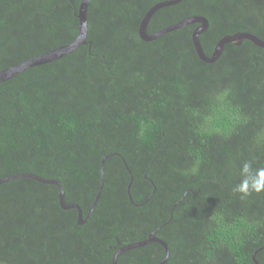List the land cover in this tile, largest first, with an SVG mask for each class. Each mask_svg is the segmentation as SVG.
<instances>
[{
  "label": "trees",
  "instance_id": "obj_1",
  "mask_svg": "<svg viewBox=\"0 0 264 264\" xmlns=\"http://www.w3.org/2000/svg\"><path fill=\"white\" fill-rule=\"evenodd\" d=\"M161 0H91L89 44L0 83V264H112L115 251L156 236L165 264H256L264 193L233 191L241 168H264V47L227 43L218 60L196 52L190 24L151 41L139 35ZM81 0H0V69L72 42ZM192 15L209 27L207 55L226 34L264 39V0H183L159 9L148 32ZM155 188V189H154ZM121 242V243H120ZM158 242L118 264H158ZM256 258L264 264V248Z\"/></svg>",
  "mask_w": 264,
  "mask_h": 264
},
{
  "label": "water",
  "instance_id": "obj_2",
  "mask_svg": "<svg viewBox=\"0 0 264 264\" xmlns=\"http://www.w3.org/2000/svg\"><path fill=\"white\" fill-rule=\"evenodd\" d=\"M181 1H183V0H161L157 3H155L153 6H151L147 10V12L145 13V15L143 16V18L140 22V25H139L140 37L145 41H151V40H155V39L165 35L166 33H169L171 31L179 29L181 27L197 23L198 25L195 27V29L192 32L193 44L195 46L196 52L199 55V57L203 61L208 62V63L215 62L216 60L219 59V57L221 56V54L225 48V45L227 43H236L237 45H241V43L244 39H249L252 42H254L257 46L264 47V39L263 38L257 36L256 34H254L252 32H249V31H238V32L233 33V34L224 35L217 42V44L213 50V53L210 56L207 55L203 46H202V43L200 41V35L203 32H205L207 30V28L209 27V20L207 17H205L203 15H192V16L186 17L182 20H179L173 24L165 26V27H163L157 31H154L153 33L148 32L149 22H150L152 16L155 14L156 11H158L159 9L168 7V6L175 5ZM90 2H91V0H81V3L79 5V12H78L79 31H78L77 37L72 42L65 44V45H62V46H59V47H56V48H53L49 51H46L42 54H39V55H36L34 57L23 60L19 63L12 65V66H9L7 68L0 69V83L16 76L17 74L23 72L26 69L58 60L64 56H66L67 54L73 52L74 50H76L81 45L89 44V46L91 48L92 41L88 40V38H87L88 37L87 11H88V6H89ZM112 155H119L122 158L125 166L127 167V169L129 170V172L131 174V179H130V182L128 184L127 191H128V194L130 196L131 201L133 203H135L133 201L132 196H131V185L133 183L134 176H133V174L129 168V165H128L126 159L118 152L105 154L101 160L100 187H99L98 193L95 197V200H94L88 214L86 215V217H84L83 209L78 203L67 204L65 202L64 186L59 179L45 178V177L39 176L33 172H19V173H15V174L8 175L6 177L1 178L0 184L7 182L9 180H12V179L19 178V177H29V178H32V179L37 180L39 182H42V183L55 184L59 188L58 197H59V201H60L61 206L64 209H72V208L77 209V211H78L77 224L82 225L89 220L90 216L92 215V213H93V211H94V209H95V207H96V205H97V203H98V201H99V199L103 193L104 180H105V163H106V160L109 157H111ZM151 242H158L164 247L165 256H164L163 260L161 262H159L158 264H165L169 259L170 249H169L168 243L165 240L156 236V230L150 232L148 237L143 239V240L133 242V243H129L126 245H121V247L118 248L115 251V253L113 254L112 264H118V257L122 252H125V251L130 250V249H134L137 247L145 246ZM263 248L264 247H261L253 253V260L256 264H260L256 258V254L258 253L259 250H261Z\"/></svg>",
  "mask_w": 264,
  "mask_h": 264
},
{
  "label": "clouds",
  "instance_id": "obj_3",
  "mask_svg": "<svg viewBox=\"0 0 264 264\" xmlns=\"http://www.w3.org/2000/svg\"><path fill=\"white\" fill-rule=\"evenodd\" d=\"M243 179L234 187L233 191L244 197L252 193H264V168L252 169L251 162H245L241 168Z\"/></svg>",
  "mask_w": 264,
  "mask_h": 264
}]
</instances>
